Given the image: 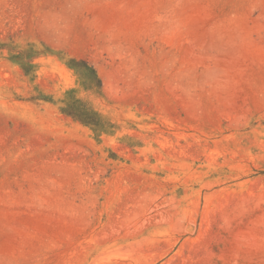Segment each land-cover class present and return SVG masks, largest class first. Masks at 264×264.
Returning a JSON list of instances; mask_svg holds the SVG:
<instances>
[{
	"label": "rangeland",
	"instance_id": "rangeland-1",
	"mask_svg": "<svg viewBox=\"0 0 264 264\" xmlns=\"http://www.w3.org/2000/svg\"><path fill=\"white\" fill-rule=\"evenodd\" d=\"M0 264H264V0H0Z\"/></svg>",
	"mask_w": 264,
	"mask_h": 264
}]
</instances>
